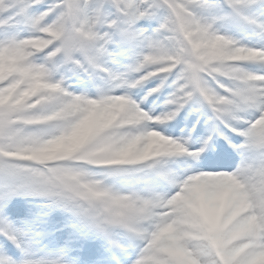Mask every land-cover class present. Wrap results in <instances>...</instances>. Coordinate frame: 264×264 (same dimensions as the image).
Masks as SVG:
<instances>
[{
    "label": "snow or ice",
    "instance_id": "6c2138e0",
    "mask_svg": "<svg viewBox=\"0 0 264 264\" xmlns=\"http://www.w3.org/2000/svg\"><path fill=\"white\" fill-rule=\"evenodd\" d=\"M0 264H264V0H0Z\"/></svg>",
    "mask_w": 264,
    "mask_h": 264
}]
</instances>
